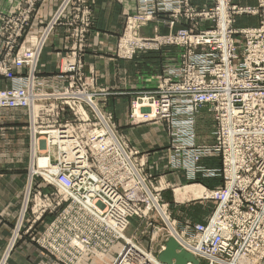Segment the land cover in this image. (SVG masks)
I'll return each mask as SVG.
<instances>
[{
  "label": "built area",
  "instance_id": "built-area-1",
  "mask_svg": "<svg viewBox=\"0 0 264 264\" xmlns=\"http://www.w3.org/2000/svg\"><path fill=\"white\" fill-rule=\"evenodd\" d=\"M38 1H22L14 13L1 18L4 58L0 61V76L12 80L13 86L0 90V111L28 109L27 185L30 181L32 196H25L23 220L32 201L40 217L54 207L50 193L34 192L35 178L41 176L57 188V206L66 207L39 243L66 264H89L98 252H85V247L111 251L114 256L119 247L114 227L94 220L101 215V219L107 218L124 233L130 219L144 213L143 204L150 211L149 191L154 193L142 174L145 161L137 160L139 152L128 147L118 135L111 113L102 109L101 96L108 93L94 88L83 74L82 40L93 25L91 10L72 5L82 0H63L64 5L41 33L32 34L30 41L22 44ZM215 3L211 9L198 8L192 0H138V12L127 18L119 54L131 58L141 50L177 47L178 52L158 74L156 86L140 98L141 105L150 109L144 116L170 122L174 146L181 155L178 167L187 168L194 176L201 172L224 178V185L209 195L218 204L207 224L187 225L182 232L175 229L181 239L187 235L188 251L199 258L200 264H264V0L253 6L231 0ZM71 5L74 15L70 24L78 25L74 36L79 44L62 60L61 74L42 76L38 67L43 48ZM239 15H258L260 22L254 27L235 29ZM157 16L172 19V26L174 20L184 19L190 27L168 36L143 37L140 25ZM199 20L208 22L209 29L195 32ZM19 43L21 46L16 48ZM24 67L28 69L26 77L17 75L15 69ZM36 101L43 104L32 116L29 105ZM202 106L213 112L212 145L197 144L196 114ZM67 113L71 118L64 117ZM43 154H49V160L41 165L39 156ZM206 155L222 156V169L199 166L200 158ZM57 181L66 184V194ZM130 181L134 182L136 196L124 189L122 182ZM98 198L105 200V206L95 202ZM38 200L42 202L37 205ZM70 207L74 208L72 213L68 211ZM87 212L94 222L88 238ZM22 223L19 230L17 227L18 233ZM169 235L161 241V248L168 237L175 236ZM10 243L9 254L15 245L14 242L10 248ZM123 246L129 255L122 248L123 254L118 258L126 257L119 259L118 264H154V258L158 259L156 252V257L150 256L153 250L146 252L127 241Z\"/></svg>",
  "mask_w": 264,
  "mask_h": 264
},
{
  "label": "crops",
  "instance_id": "crops-1",
  "mask_svg": "<svg viewBox=\"0 0 264 264\" xmlns=\"http://www.w3.org/2000/svg\"><path fill=\"white\" fill-rule=\"evenodd\" d=\"M22 1L0 0V21L2 17L14 12ZM193 1L195 3V0ZM62 2L63 0H40L29 33L39 35L46 22L63 4ZM79 4L90 9L94 18L93 25L86 34V44L82 53L83 70L88 82L96 88L107 90L108 94L101 96V99L107 106V110L112 112L119 132L125 137L126 142L141 152H152L150 156V158L153 157L152 159H156L158 153H163L165 157L169 148L165 125L162 123L161 127L157 124L153 127L150 125L154 123L132 122L130 120L131 104L138 90L156 86L161 67L173 57L175 48H166L163 51L146 50L136 54L132 59L122 58L116 52L118 39L123 31L127 15L137 9V1L82 0L81 3L72 5ZM72 5L65 11L60 24L47 42L38 67V73L41 75L56 74L63 57L74 47L76 38L74 29L78 25L70 24L74 15ZM166 24L153 21L144 27L143 33L152 35L154 29H157L158 33H165L169 29H178L181 26V22L172 28ZM2 48L3 38L0 37V55ZM16 73H21V70H17ZM12 85V80L0 77V89ZM27 118V110L22 108L5 109L0 116V258L3 253L0 263L5 264L8 260L7 264H60L29 238L21 240L9 259L5 256L8 251L7 249L4 251L8 237L23 208L26 194V166L29 151ZM211 119H213L212 116ZM213 126L214 124L211 125V129ZM150 129L155 131L152 137L150 133H146ZM208 161L211 162L208 163L210 167H218L216 162H220L217 157L202 160L206 162L205 165ZM185 186L191 185H182L180 188ZM185 201H179V203ZM201 220L206 221L204 218Z\"/></svg>",
  "mask_w": 264,
  "mask_h": 264
},
{
  "label": "rangeland",
  "instance_id": "rangeland-1",
  "mask_svg": "<svg viewBox=\"0 0 264 264\" xmlns=\"http://www.w3.org/2000/svg\"><path fill=\"white\" fill-rule=\"evenodd\" d=\"M24 1L25 0H23V2H22L23 4H24ZM136 1H137V9L135 12L127 15V17L125 19L123 31H122L121 35L119 36V39H118V45H117V51L116 52H117V55L122 57V58L132 59L136 54L144 51V50L138 51L131 58L124 57V56H121V54H119V45H120L122 37L125 33L127 18L129 16L136 14V12H138V8H139L138 0H136ZM39 2H40V0L35 5L34 11L31 13V18L29 20V23L26 26V28H27L26 30H28V34H27L28 38L27 37L21 38L20 43H22V44H27V42L30 41V39H31L30 36L32 34L29 33V28H30V25H31V22H32L34 16L36 15V13L38 11V3ZM231 2L234 4H240L243 6H253V5L257 4L258 0H231ZM193 3H194V1H193ZM194 4L197 5L198 8H205V7L207 8L208 7L211 9H213L216 5L215 0H195ZM14 12H12V13H14ZM11 14H9V15H11ZM181 19H183V18H181ZM92 20L94 21L93 16H92ZM153 21H159L161 24H166L165 22H167V24H166L167 26H170L171 28L173 27L171 25L172 19H170V18L166 19L164 17H158L157 16L155 19L148 21L146 24L140 25L139 32L143 37L155 38L157 36H168L170 33L176 32L180 28H189L190 27L189 22L184 20V19L183 20H174V26L178 22H181V26L178 29L172 28V29H169V31L167 30V32L165 31V33H158L157 29H154L152 31L153 32L152 35H144V33H143L144 27H147ZM203 21L204 20L198 21L197 27L195 28V30L193 29L195 32L201 33L200 31H204V30L209 29V27L211 25L209 26L208 22H206V21L203 22ZM48 22H49V20L46 22V24ZM259 22H260V17L258 15H255V16L254 15H239L236 18V21L234 22V28L235 29H242V28H246V27H254V26H257L259 24ZM1 24H2V19L0 21V26H1ZM2 26H3V24H2ZM86 38H87V35L85 34V38L82 40L83 52H84V48H85V44H86ZM20 43L16 46V48L21 46ZM78 44H79V40L77 38H75L74 39V47L72 48V50L75 48V46H78ZM46 45H45V47H46ZM45 47L43 48V52H44ZM166 48H175L174 52L175 53L178 52L177 47L170 46V45L163 46L161 49H159V50L157 49L155 51H161V50L163 51ZM43 52H42V54H43ZM70 52L67 53L63 57V60L67 59V57L70 55ZM3 58H4V54L2 52V54L0 55V61H2ZM82 61H83V59H82ZM164 64H163V66H164ZM83 65H84V63H83ZM163 66L161 67V71L163 69ZM62 68H63V61L60 63L59 71L54 75L61 74ZM83 68H84V66H83ZM17 70H21V73H17V75L22 74L24 77H26V75L28 74V69L25 67L24 68H16L15 72H17ZM83 74L85 75L84 70H83ZM54 75H42V76H54ZM0 77L6 78L4 75H2ZM85 77H86V75H85ZM86 80H87V78H86ZM11 87H8V88H11ZM8 88H5V89H8ZM94 88H96V87H94ZM96 89H100V88H96ZM101 89H103V88H101ZM150 89H153V88L138 90L137 94L135 95L134 101L131 104L132 112H131L130 120L132 122L138 123V124H153L154 123V125H150L153 127H155L156 124L159 127L162 126V123L165 125L164 127L166 128V133L168 135V140H169V144H168L169 148L167 150L165 157L162 155L163 153H158V155H157L158 157L156 159H152L153 157L150 158L152 152L151 153L150 152H141L140 150H138L137 148L133 147L128 142H126V140H124L125 137L121 134V132H119V129L117 127V124L115 122V118H114L112 112L107 110V106L104 105L103 102L101 103V106L103 107L102 109L105 112L107 111L108 113H111V115L113 117V122L115 123L117 131H118V135L121 138H123V140L126 142V144L128 145V147L131 150L139 152V155H137V160L139 162L145 161L144 166L141 167V169L143 170L142 174L146 177L148 184H149V187H150V190L154 193V195L152 193L149 195V199L151 202V203H149V205H151L153 203L152 202V199H153V201L155 203L159 202L164 207V210L167 214V218L165 219L167 225L164 223L160 214L154 208L152 211H148L149 213H145L146 215H144V213L143 214L141 213L140 215H134L130 219L129 228L124 233L122 232L123 235L122 234L121 235L123 237L117 235L118 238H116V239L119 240L117 246H119V247L115 248V252H116L115 256L111 251L110 252H105V251L100 252L101 254H98V256L95 257L93 259V261H91L89 264H118L119 263L118 261L121 257H126V255H122L120 258H118V256L120 254H123L122 248H124L126 250L125 246H123L126 241L128 243H130L132 246L135 244L142 249L144 247V251H146L145 249H147L148 251L153 250L154 252H152L150 254V256L156 257V253H157V256L159 255L158 250H159L161 241H164L165 237L167 235H169V233L175 234L176 230L179 232H182V231H184L183 228L187 225L193 226L196 224H207V222L212 217L213 213L215 212V210L217 208L218 202L215 199L210 198L209 194L212 191L218 190L220 187H222L224 185V178L222 176H208V175L201 173V172H199V173L197 172L194 176L187 168L185 169L182 166L178 167L179 164L177 161H180L181 155L178 154L179 150H176V146H174L175 142L173 141L174 138L171 135L170 122L168 120L147 119L144 116L145 113H148L150 111V109L144 108L145 106L141 105L140 98L143 97L144 93L146 91H149ZM0 90H2V89H0ZM104 90H106V89H104ZM106 92H107V90H106ZM6 109H12V108H6ZM22 109L27 110V115H28V109L27 108H22ZM2 112H3V110H2ZM2 112H1V114H2ZM211 116L213 117V112L211 110H209L208 106H202L201 108H199V110L196 114V117H197V133H198V138H196V140H197L198 145H212L214 143V137L212 135V132L214 131V129H213L214 126L211 129V125L214 124V120H213L214 117H213V119H211ZM64 117L71 118V115H70V113H67V114H65ZM28 123H29V117L27 118V122H26V128H27L28 135H29V124ZM153 132H155V131H153V129H150V131H148V130L146 131V133H150V137L153 136ZM40 157H41V155L39 156V158ZM210 157H217L220 160V162H218V163L216 162V165L218 167L208 166L209 165L208 163H211L210 161L207 162V165H205L206 162L205 163L202 162L203 159L210 158ZM29 162H30V150L28 151V159H27V166H26L27 181H28V176L30 174ZM45 163L40 161L41 165H43ZM198 165L205 167L207 169H210V168L222 169V166H223L222 156H220V155L203 156L200 158ZM32 166H33V162H32ZM46 174L48 175V173H46ZM187 178H189V179H187ZM180 183H183V184H180ZM187 184H189L191 186H185L184 188H180V187H182V185H187ZM35 186L36 187H35L34 192L39 191V192H41L42 195H47L50 193L51 199L54 200V202H53L54 207L47 210L40 217L39 213L35 212V210H37V208L34 207V205H35L34 201H32L30 203V208L26 212V215H25L23 223H22L21 231L17 235V239L15 241V245H14V248L12 249L11 253L16 249V247L21 242V240H23L24 238H29L31 241L35 242L43 251H45L47 254H49V256L54 258L56 261L60 262V264H66V263L62 262L61 260H59L56 254L54 255L53 253H51L50 250H47L46 248L42 247V245L39 243L40 240L42 239V237L44 236L46 230L55 221V219L57 218L59 213L66 207V204L57 206L56 200L58 197L56 195H54L57 192V188L54 187L53 185L48 184L41 176L35 178ZM48 188H49V190H47ZM26 189H27V192H26L25 196L27 199H29V197L32 196L31 191H30V181L28 182V185L26 184ZM183 190H185L187 192V195L184 197H180L181 195H179V194L182 193ZM185 200H188V201H185ZM179 201H185V202L179 203ZM41 202H42V200H38L37 205ZM146 207L147 206L145 204H143L141 206L143 211L146 209ZM22 216H21V211H20V214H19L15 224L13 225L11 233L8 237V241H7V244L5 246L4 251L7 249L10 241H11L10 248L12 247L11 245H12V240H13V238H12L13 233H14V231L16 232L17 227L19 226L18 222H19V220L21 221ZM46 216H48V217H47V220L45 221L44 219L46 218ZM20 217H21V219H20ZM201 218H204L206 221L202 222L203 220H201ZM170 229H172V232ZM124 235H126V237H128V236L129 237L126 238ZM176 235H177V233H176ZM186 237H187V235H186ZM186 237H183V238L185 240H188V239H186ZM131 238H132V240H131ZM112 239L116 240L115 238H112ZM132 242H133V244H132ZM164 246H165V243H164ZM148 251H146V252H148ZM11 253L9 254V251H7V254L5 255L6 259H7L8 255L10 257ZM126 254L129 255V252L127 250H126ZM2 255H3V253H2ZM2 255H1V258H2ZM9 257H8V259H9ZM1 258H0V260H1ZM7 262H8V260H7ZM7 262H6V264H7ZM1 264H4V262Z\"/></svg>",
  "mask_w": 264,
  "mask_h": 264
},
{
  "label": "bare ground",
  "instance_id": "bare-ground-1",
  "mask_svg": "<svg viewBox=\"0 0 264 264\" xmlns=\"http://www.w3.org/2000/svg\"><path fill=\"white\" fill-rule=\"evenodd\" d=\"M64 3V2H63ZM64 5V4H63ZM30 102V101H29ZM28 102V103H29ZM37 102V103H36ZM36 102H34L33 104H32V106L31 105H29L30 106V113H31V115L32 116H36L37 114V112H38V110L40 109V106L43 104L41 101H36ZM3 110V109H2ZM2 110L0 111V116H1V112H2ZM102 144H105V145H107L106 143H102ZM40 159V161L41 162H43V163H45V162H47L48 160H49V154H43V155H41V157L39 158ZM57 183L59 184V186H60V190L64 193V194H66V191H69L68 190V187L66 186V184H64V183H61V182H59V181H57ZM122 183H124V189H126V191L129 193V194H131V195H134V196H136L135 194H136V190L134 189V182H132V181H130V182H122ZM71 190V189H70ZM183 193V194H182ZM182 193H180L179 195H181L180 197H184V196H186L187 195V192L185 191V190H183L182 191ZM151 194V192H149V195ZM210 195V194H209ZM97 204H99V205H102V206H105V200H103L102 198H98L96 201H95ZM152 204L150 205L151 207H150V211H152L153 210V207H155L156 208V210L158 211V213L160 214V216L164 219V221L166 222V218H167V214H166V212H165V210H164V207L159 203V202H154L153 201V199H152ZM156 205V206H155ZM160 205L162 206V207H160ZM25 209V208H24ZM127 210V209H126ZM68 211L69 212H73L74 211V208L73 207H70L69 209H68ZM144 213H149L148 212V210L147 209H145L144 211H143ZM92 213L93 214H96V212H94V211H92ZM146 215V214H145ZM96 220H98L100 223H106V225L108 226V227H111V225L114 227V230L116 231V233H117V235H119V236H122L123 234H122V232L123 231H121V230H119V228L116 226V224L115 223H112L111 224V221L110 220H107V218H105L104 220L103 219H101V215H99L94 221H96ZM23 221V216H22V219H21V221H20V223H19V226H18V230H19V227H20V224H21V222ZM93 223L94 222H91V217H90V215H89V213L87 212V214H86V228H85V230H87L88 232L86 233V237L88 238V237H90V232H89V230H90V227L93 225ZM129 226L130 225H128V227L126 228V230L129 228ZM18 230L15 232V235H14V237H13V240H12V245L11 246H13V244H14V242H15V240H16V236H17V233H18ZM125 230V231H126ZM171 230V232H172V229H170ZM104 231V230H103ZM122 234V235H121ZM172 235H175L174 236V238L179 242V244L186 250V251H188V249H187V242L188 241H185V240H183V239H181L178 235H176V233L175 234H172ZM105 236V235H104ZM104 236H103V238H104ZM125 237H126V235H124ZM123 237V236H122ZM129 237V236H128ZM128 237H126V238H128ZM171 237H173V236H171ZM169 238V237H168ZM131 240H132V238H131ZM167 241V240H166ZM132 244H133V242H132ZM135 245V244H134ZM186 245V246H185ZM136 246V245H135ZM142 249V248H141ZM165 249V246H164V248H161V246L159 247V250H158V253L160 254L163 250ZM97 251L98 252V254H101L100 252L101 251H99V250H96V249H93V248H84V251L85 252H90V251ZM142 250H144V247H143V249ZM146 251H147V249H145ZM190 252V251H189ZM191 253V252H190ZM192 254V253H191ZM194 255V254H193ZM195 257H196V255H194ZM152 258H154L155 256H151ZM125 257H121L120 259L122 260V259H124ZM197 258V257H196ZM197 259H199V258H197ZM157 260V261H156ZM163 261H161L160 259H159V255H158V259H156V258H154V264H163V263H165V262H163ZM165 264H167V263H165ZM187 264H193L192 262H188Z\"/></svg>",
  "mask_w": 264,
  "mask_h": 264
},
{
  "label": "water",
  "instance_id": "water-1",
  "mask_svg": "<svg viewBox=\"0 0 264 264\" xmlns=\"http://www.w3.org/2000/svg\"><path fill=\"white\" fill-rule=\"evenodd\" d=\"M159 259L167 264H200V260L186 251L174 237L165 242V249L159 254Z\"/></svg>",
  "mask_w": 264,
  "mask_h": 264
}]
</instances>
